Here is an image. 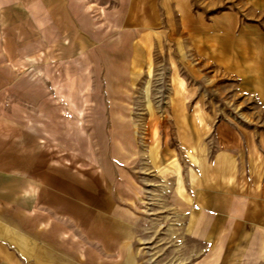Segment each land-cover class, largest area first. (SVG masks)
<instances>
[{"label": "rangeland", "instance_id": "obj_1", "mask_svg": "<svg viewBox=\"0 0 264 264\" xmlns=\"http://www.w3.org/2000/svg\"><path fill=\"white\" fill-rule=\"evenodd\" d=\"M128 1L0 0V131L8 152V236L0 246L8 247L7 264L21 257L14 252L19 229L31 234L38 224L28 210L32 163L72 213L87 202L83 226L94 227L96 206L105 217L114 201L128 207L130 198L141 217L136 264H264V100L245 82L264 48L250 40L264 37V3L212 0L209 58L186 40L189 29L125 23ZM22 155L21 173L15 160ZM75 177L86 181L83 196L67 188L81 186ZM197 208L210 210L199 241L189 235ZM58 223L80 232L64 210L48 228ZM44 234L40 240L53 238ZM37 254L21 258L32 264L43 259Z\"/></svg>", "mask_w": 264, "mask_h": 264}, {"label": "crops", "instance_id": "obj_2", "mask_svg": "<svg viewBox=\"0 0 264 264\" xmlns=\"http://www.w3.org/2000/svg\"><path fill=\"white\" fill-rule=\"evenodd\" d=\"M51 2L54 3V6L57 4V0H49V3ZM128 2V17L130 19L129 21H127V19L125 23H136L143 27L161 26L165 28L178 27L189 29L194 34L187 37L186 40L193 45H202L201 47L204 51L207 49V56L209 58L214 55L215 37L210 36V30H214V26L210 25L209 23L211 22L205 17V12L212 6V0H204L203 2L205 3L203 7L198 9L193 7V4L196 3L203 4V2L200 3L198 0H129ZM261 2L264 3V0H256L257 5H260L259 3ZM58 5H61V0H58ZM63 17L66 19L67 15H63ZM66 20H68V18ZM66 20L64 23L68 22ZM248 40L249 39H246L247 42ZM250 40H255V42L257 40L264 41V37L251 38ZM196 49L199 50L200 46H196ZM7 57L11 58V56ZM253 62V64L252 62L248 64L250 69L245 79L248 87L247 90L249 93H256L264 100V48L260 54H256ZM47 63L49 65V61ZM32 87H30L31 89L28 93L30 96L33 95V99H36V97H38L37 91ZM71 92L72 90L70 89L68 94L65 93L68 96V99H66L69 100V104H74V108L79 109V117L76 124L82 125L81 120L83 119L84 111L82 110V105L78 106L76 104V100L73 99L72 94H70ZM78 92H80L81 95L77 94L75 97L82 99L84 95L81 93L82 89H78L77 93ZM62 95L64 96V94ZM62 108L67 111L66 107ZM80 129H84V126H80ZM5 133L6 132L0 131V238L2 239L3 236L6 241L5 243H7V224L5 222V225H2L4 221H6L8 208V152L6 143L7 135ZM24 162L23 155L21 158H16L15 160V166L19 171L21 168V173L24 170ZM32 165L31 182L27 184V188H31L30 193L32 196L31 206L28 210L31 213L32 219L38 221V224L33 227L31 234L23 228L24 226L19 229L21 233L18 231L16 235V244L18 246L14 252L17 254L19 253L21 257L25 258H32L37 253L39 257H43V259H39L37 262L33 261L32 264H88V251L92 253L91 260L94 259L91 261V264H136L137 250L133 242L137 235V227L141 221V217L133 210L130 198L126 201L129 203L128 207L121 206L119 202L114 201L113 204H111V211H109L110 209L107 210L109 212L106 213L107 215H105V217L103 216L105 212L103 207H101V203L96 202L101 206H96L97 209L99 207V211L97 212L98 214L96 213L94 227L83 226L85 225L83 222V214L88 212L86 206L87 202H85V206H77L78 215L72 213V209L66 208L64 202H57L56 199L59 196H56L57 194L53 191V184L51 186V181L48 176L42 175L39 163H37V167L34 163H32ZM75 178L79 180L81 186L74 187V190L69 186H67V188H69L71 192H74L75 195L83 196L86 189H84L82 185L83 182L85 183L86 181L84 179L81 180L79 177ZM60 181V178H55L54 176L53 182L59 184ZM40 183L42 185H40ZM20 184V189H22L20 192H22L23 179ZM95 184H97V182ZM62 185L66 187L63 183ZM21 199H23V197H21ZM41 204H45V207L41 206ZM46 204L48 205L47 207ZM49 207L52 209V212ZM47 208L50 211H47ZM61 210H64V214H66L68 220L80 222L81 229L79 233H74L69 226H63L60 223L55 224V226L53 225L50 229L48 228L49 222L52 220V215ZM209 212L210 210H206V212L204 211L202 214H199V209L197 208L195 210L196 215L191 217L192 222L189 228V235L192 237V240L197 237L196 239L199 241V236H201V234L205 235L208 227L206 224L202 226L200 220L205 214L209 216ZM203 219H205V217ZM40 220L44 226L42 230L40 229ZM105 221L110 222L105 223ZM48 231H51V236L53 238L40 240L42 239L41 232L44 236V233ZM35 241H37V243ZM40 241L43 242L40 243ZM29 243L31 244L30 248ZM0 251L4 253V259L0 260V263L3 261L5 262L4 264H7L8 247L0 246ZM104 256L110 259H105ZM20 258L18 259V264H25L27 259Z\"/></svg>", "mask_w": 264, "mask_h": 264}]
</instances>
